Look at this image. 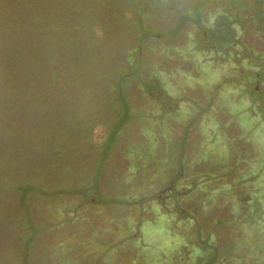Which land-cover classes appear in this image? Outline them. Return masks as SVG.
<instances>
[{
	"label": "rangeland",
	"instance_id": "obj_1",
	"mask_svg": "<svg viewBox=\"0 0 264 264\" xmlns=\"http://www.w3.org/2000/svg\"><path fill=\"white\" fill-rule=\"evenodd\" d=\"M0 264H264V0H0Z\"/></svg>",
	"mask_w": 264,
	"mask_h": 264
}]
</instances>
